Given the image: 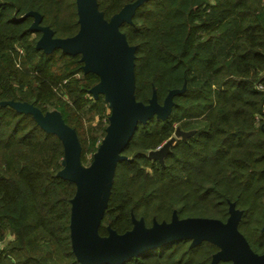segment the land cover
I'll return each mask as SVG.
<instances>
[{"label":"trees","instance_id":"trees-1","mask_svg":"<svg viewBox=\"0 0 264 264\" xmlns=\"http://www.w3.org/2000/svg\"><path fill=\"white\" fill-rule=\"evenodd\" d=\"M132 1L97 4L109 19ZM32 11L55 37L79 28L75 0H0V264H80L69 235L76 187L56 175L61 140L31 113L2 102L58 111L76 131L81 163L100 140L97 132L85 140L83 123L104 117L109 105L89 91L99 78L82 70L79 54L36 47L41 32L30 28ZM120 29L136 46L137 100L147 103L155 90L162 103L170 89H185L173 96L166 119L138 123L123 148L127 159L116 165L99 234L107 225L131 229L132 216L146 226L169 221L174 210L179 218L225 221L234 202L242 210L239 231L253 251L264 252V0H143ZM176 127L195 132L177 138L163 163L149 158ZM190 241L150 248L122 264H211L218 246Z\"/></svg>","mask_w":264,"mask_h":264},{"label":"water","instance_id":"water-1","mask_svg":"<svg viewBox=\"0 0 264 264\" xmlns=\"http://www.w3.org/2000/svg\"><path fill=\"white\" fill-rule=\"evenodd\" d=\"M143 0L126 3L109 19L98 9L97 0H75L78 31L67 37L53 36L52 29L40 24V14L32 11L34 20L30 26L41 34L36 47L45 52L61 48L69 54H79L81 68L95 73L99 81L89 91L104 95L110 107L106 133L93 155L89 166L81 163V146L73 127L54 110L43 113L29 102L3 101L15 109L31 113L40 127L54 132L61 140L64 152L62 167L57 176L75 184V193L70 198L69 235L72 252L80 264H122L131 257L179 239H190V246L203 240L218 246L212 254L211 264L222 260V264H264V253H256L238 229L242 210L234 202L228 206L225 221L204 216L179 218L174 210L169 221L153 220L146 226L143 218L132 216L131 229L118 233L108 228L106 235L99 234V226L107 206L115 168L118 161L127 159L122 153L138 123L151 117L166 119L173 105V96L181 88L170 89L162 103L157 101L155 90L147 103L136 99L134 58L135 45L128 43L121 31L122 23H132L135 9ZM194 129L176 127L164 143L148 151V157L163 163L164 155L177 138H186ZM264 229V208L263 225Z\"/></svg>","mask_w":264,"mask_h":264},{"label":"rangeland","instance_id":"rangeland-1","mask_svg":"<svg viewBox=\"0 0 264 264\" xmlns=\"http://www.w3.org/2000/svg\"><path fill=\"white\" fill-rule=\"evenodd\" d=\"M104 96V95H103ZM110 107L108 106V109L106 111V114L104 115V117H100V116H97L95 115L92 119L90 120H85L84 123H83V135H84V138L85 140H91V137L93 134H96L98 135V137L100 138V140L98 139L96 141V144H95V149L98 148V146L100 145V142L101 140L103 139L105 133H106V127L108 126V123H109V120H108V116L110 114ZM54 110H49V111H46V112H52ZM101 128V130H100ZM88 148H90L88 146ZM92 148V147H91ZM96 152L95 151H92L90 149H88L85 153V162L82 163L84 166H89L92 159H93V155L94 153ZM155 220V219H153ZM152 220V222H153ZM108 225H107V229H108ZM6 238L8 239L11 234L10 232H7L6 234ZM7 239H5V242L4 244L7 242Z\"/></svg>","mask_w":264,"mask_h":264},{"label":"flooded vegetation","instance_id":"flooded-vegetation-1","mask_svg":"<svg viewBox=\"0 0 264 264\" xmlns=\"http://www.w3.org/2000/svg\"><path fill=\"white\" fill-rule=\"evenodd\" d=\"M157 160V159H156ZM263 208H264V205H263ZM262 225H263V223H262ZM263 229V228H262ZM257 253V252H256ZM262 253H264V252H262ZM259 254H261V253H259ZM222 263H224L222 260H219L217 263H215V264H222Z\"/></svg>","mask_w":264,"mask_h":264}]
</instances>
